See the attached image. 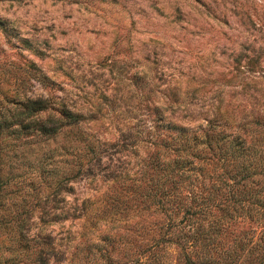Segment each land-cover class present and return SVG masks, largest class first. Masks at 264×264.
<instances>
[{"label": "rangeland", "instance_id": "rangeland-1", "mask_svg": "<svg viewBox=\"0 0 264 264\" xmlns=\"http://www.w3.org/2000/svg\"><path fill=\"white\" fill-rule=\"evenodd\" d=\"M0 22L1 105L4 95L52 94L81 115L54 140L3 151L2 163L15 174L9 195L17 204L31 199V209L25 237L0 229V264H34L29 239L37 232L53 239L57 252L48 264L147 260L144 244L155 223L166 222L132 190L148 150L139 136L153 123L152 104L189 126L219 113L238 118L250 101L242 91L264 108V77L249 78L244 91L232 61L259 54L264 75V0H0ZM43 76L49 82H40ZM85 144L98 162L53 164L46 157L75 146L67 160L85 161ZM39 164L81 166L57 208L32 206ZM0 195L8 196L2 188ZM163 247L156 262L190 264L175 245ZM196 249L188 255L201 264Z\"/></svg>", "mask_w": 264, "mask_h": 264}, {"label": "trees", "instance_id": "trees-1", "mask_svg": "<svg viewBox=\"0 0 264 264\" xmlns=\"http://www.w3.org/2000/svg\"><path fill=\"white\" fill-rule=\"evenodd\" d=\"M232 61L244 91L250 89L249 78L264 77L259 54H238ZM43 81L49 82L44 76L40 79ZM241 95L250 101L238 118H230L228 112L219 113L204 126L183 124L182 117L180 122L173 121L160 113L161 106L152 104L153 123L139 136L148 150L141 161L140 178L135 187L131 185L135 197H141L145 207H153L166 220L155 223V233L143 247L152 264H160L156 261L162 256L164 244L175 245L190 264L194 260L188 252L195 247L192 253L201 264H264V108L259 109L262 104L258 106L252 94L244 96L242 91ZM2 97L0 189L8 196L0 195V229L22 238L31 199L25 201L29 207L11 199L13 191L8 187L15 174L10 164L2 163L1 155L4 150L27 146L32 141L54 140L65 128L77 126L81 115L64 98L52 94L18 100ZM134 141L129 140V144ZM69 147L72 150L75 146ZM69 147L49 150L46 157L53 164L99 161V156L95 157L98 153L86 144L84 155L90 154L89 158L69 161ZM38 166L32 206L41 203L57 208L63 201L62 193L70 189L67 181L76 176L81 166L62 170ZM41 188L46 192L42 201ZM29 240L33 263L48 264L57 252L51 236L37 232ZM147 260L134 258L125 264H147Z\"/></svg>", "mask_w": 264, "mask_h": 264}]
</instances>
